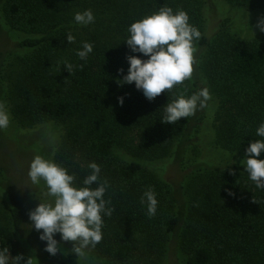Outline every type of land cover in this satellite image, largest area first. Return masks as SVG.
<instances>
[{
	"label": "trees",
	"instance_id": "trees-1",
	"mask_svg": "<svg viewBox=\"0 0 264 264\" xmlns=\"http://www.w3.org/2000/svg\"><path fill=\"white\" fill-rule=\"evenodd\" d=\"M87 1L93 0H0V13H3L10 27L33 34L18 42V48L29 54L18 88L16 111L30 123L51 121L60 124L67 122L77 111L86 114L91 109L94 110L107 96L111 100H114L115 96L123 97L122 105L119 103L112 107L115 108L113 115H121V127L131 124V128L139 131L140 143L133 152L135 158L115 155L117 132L111 128L112 122L98 124L97 122L106 120L98 117L95 120L97 122L89 124V129L82 138L72 141L71 149L81 152L90 162L95 161L100 166V177L104 176L101 181L106 180L107 187L112 192H109L111 196H107V199L113 200V205L118 208L112 210L110 216L102 214L104 234L102 240L96 244L95 250L103 258V264H149L139 260V246L133 242L128 231H142L152 251L161 256L170 235L182 226L185 213L176 208L177 200L172 189L167 184L153 180L145 159H163L175 139L190 124L192 116L182 117L175 123L163 122L161 119L163 106L168 100L170 102L178 95H192V87L195 85L188 79L190 81H183L169 92L165 89L149 100L142 90L135 87L134 82L121 83L129 66L127 56L140 55L144 58L140 53H133L123 41L128 35L127 30L121 34L120 41L116 40L114 46H94L90 42L93 45L92 53L86 60H81L75 55L70 71L63 72L66 75L65 80H59L58 76L56 78L60 82H55L56 79L53 78L44 85L41 81L42 71L47 68L50 70L51 64L57 62L56 55L70 23L69 20L65 21L64 14L68 11L70 15L73 7L80 3L87 5ZM94 1L91 3L101 7L103 12L110 10L113 22L119 27L125 22L130 25L134 20L150 11L155 12L162 6H169L174 11L179 7L185 11L189 22L195 27L198 26L197 29L201 33L200 39L194 41L195 51L199 47L209 49L204 62V72L212 92L222 106L216 117L218 144L226 149L245 153L251 141L262 139L256 136V128L264 121V38L242 39L224 35L221 33L224 28H220L221 34L208 41L203 34L205 0H201L200 8L197 5L198 0H153L154 7L150 10L145 6L148 5V0ZM138 1L143 3L135 4ZM239 1L232 0L234 4H245L244 1ZM207 10H210L208 6ZM114 23L108 25L106 33ZM121 68L123 72L119 71ZM82 117L86 118L85 115ZM261 156L264 157V153H261ZM199 161L196 160L197 163ZM225 166V169L218 166L197 169L198 171L193 173L206 174L207 181L214 178V185L221 180L234 185L235 182L245 185L240 192H237L234 185L227 192L229 201L238 207L235 215L239 214V223L242 225L245 221V231L239 234L240 239H244L260 228L256 218L260 219L261 216L257 211L264 210V188H257L249 179L244 165L232 163ZM78 186H82V183ZM149 187L155 191L158 200L157 212L151 217L146 213V204L141 203V196ZM8 200L13 229L21 236L25 231L24 226L29 219L30 210L22 201L14 202L10 198ZM253 206L257 211L253 210ZM194 209L195 207L192 208V213ZM228 211L229 209L222 210L216 206L211 210L208 222H204L199 228L193 226V229L188 231L187 239L184 237L181 244L187 254L186 264L223 263V238L215 239L213 234L219 231L220 226L223 228L226 224V218L230 217ZM111 220H118V223L127 225V234H109ZM233 228L236 229L235 226ZM3 248L10 250V242L0 233V249ZM46 255L52 264H76L64 257L61 251H57L55 255L46 251ZM242 257V252L226 256L230 264H247ZM152 262L159 264L156 259Z\"/></svg>",
	"mask_w": 264,
	"mask_h": 264
},
{
	"label": "rangeland",
	"instance_id": "rangeland-1",
	"mask_svg": "<svg viewBox=\"0 0 264 264\" xmlns=\"http://www.w3.org/2000/svg\"><path fill=\"white\" fill-rule=\"evenodd\" d=\"M243 1L245 4H234L232 0H205L203 34L206 35L208 41L216 39L221 33L242 39L264 38V32L256 27L258 19L264 16V0H240L239 2ZM91 2L95 1H87L88 6L86 3H80L72 8L70 15H68V11L64 14L65 21L69 20L70 23L62 37L63 41L56 55L57 62L51 64L50 70L47 68L42 71L41 81L44 85H47L53 78L56 79L55 82L66 79L63 72H66L67 68L64 65H72L73 58L77 50L82 47L83 42H92L94 46L99 44L102 47L114 46L121 34L126 33L129 22H125V26H116L110 10L103 12L101 7L93 5ZM142 3L138 1L135 4L141 5ZM197 5L200 8L201 0H198ZM145 6L147 10H150L154 7V1L148 0V5L145 4ZM85 9L92 10L95 21L87 26H81L75 23L74 13L83 12ZM175 10L182 9L177 7ZM150 13L152 12L150 11L148 14ZM111 23L114 25L110 26L111 30L106 33L105 30ZM220 28H224L221 33ZM67 34H71L75 38L73 43L70 44ZM32 35L12 29L3 13H0V102L5 104L10 113L9 127L0 130V233L10 242V264H14L16 257H20L19 264H26L27 261H30L31 264H52L46 255V242L40 240V233L34 226H31L32 221L28 219L24 226L25 231L20 236L13 229L10 214L9 198L14 202L22 201L29 210L34 209L40 203L38 197L47 199L44 197L46 188L43 181L40 185H33L28 176L30 162L36 155L52 159L66 168L70 174L74 175V182L78 186L91 171L88 168L90 161L81 152L72 151L71 143L75 138H82L88 131L89 124L97 120V117L106 119L104 122L95 121L100 125L112 122L111 128L117 132L114 147L117 157L128 155L135 158L133 156L134 148L140 143L139 131L136 128H131V124L121 127V115H113L115 108L112 107L119 104L118 96H115L114 100L107 96L102 104L94 110L91 109L86 114L77 111L67 122L60 124L51 121L30 123L18 114L16 111L18 88L21 85L22 73L29 54L18 48V42ZM208 51V47H199L195 51L193 73L190 79L192 83L194 82L192 85H195L192 87V94L204 87L209 90L210 99L207 101L206 107H198L195 114L192 115L190 124L175 139L163 159L160 161L145 159L147 170L153 180L167 184L172 189L177 200L176 208L185 213L182 226L177 232L170 235L165 243V248H163L165 250L161 251V256L152 251L153 249L147 243L142 231L137 230L135 233L128 231L133 242L139 246V260L145 263L154 264L152 261L156 259L159 264H186L187 254L181 246L184 237L186 240L188 231L193 226L199 228L204 222H208L211 218V210L219 206L222 210L229 209L228 213H230L223 228L220 226L219 231L213 234L215 239L223 238L224 241L222 250L225 257L222 259L223 263L219 264H230L226 256L228 254L236 255L239 252H242V258L246 260L247 264H264V210L257 211L253 206V210L261 215L260 219L256 218L260 228L246 238L240 239L239 234L246 228L245 221L242 225L239 223L240 216L239 214L235 215L238 212V207L229 201L227 195L229 188L234 183L221 180L220 183L214 185L212 183L215 181L214 178L207 181L206 174L193 173L197 169H210L214 166L225 169V165L232 163L244 165L245 157L244 152L226 149L218 144L216 117L218 111L220 112L221 102L212 92L204 72V62ZM58 76H60L59 80L56 78ZM38 84L40 83L38 82ZM83 115L86 118L82 117ZM97 128L101 130L100 126ZM260 158L264 157L260 156ZM196 160L200 161L197 163ZM195 162L196 165H194ZM188 175L190 176L186 179L185 177ZM244 186V184L235 182L234 188L240 192ZM92 187H96V185L94 184ZM109 192L111 190L107 187L104 198L110 202L107 207L111 208L113 200L107 199V196H111ZM229 202L230 204H228ZM231 205L232 208H230ZM113 206L112 210L118 209L115 205ZM193 207L195 209L192 213ZM224 213L226 215V212ZM127 230V225L118 223V220H111L109 234H127ZM55 238L58 240V251H61L64 257L71 259L76 264L104 263L95 247L87 249L84 257H78L73 251L75 242L61 240L59 233L55 235Z\"/></svg>",
	"mask_w": 264,
	"mask_h": 264
},
{
	"label": "clouds",
	"instance_id": "clouds-1",
	"mask_svg": "<svg viewBox=\"0 0 264 264\" xmlns=\"http://www.w3.org/2000/svg\"><path fill=\"white\" fill-rule=\"evenodd\" d=\"M74 21L87 26L94 23L95 16L91 9H85L74 13ZM256 27L264 32V16L258 19ZM127 33L123 41L133 53H140L144 58L140 55L127 56L129 66L121 83L134 82L135 87L152 100L165 89L169 92L174 86L192 78L194 41L200 39L201 33L189 22L185 11L162 6L130 23ZM67 39L71 44L75 38L67 34ZM92 51L93 45L83 42L76 55L86 60ZM64 66L70 71L71 65ZM119 71L124 70L121 68ZM209 99L210 93L206 87L190 96H175L163 106L161 120L175 123L182 117L188 118L195 114L198 107H206ZM118 102L122 105L123 97H118ZM9 124L10 113L0 102V130L7 129ZM256 136L262 139L249 143L243 164L249 179L257 188H264V158H260L264 153V121L256 128ZM88 168L91 171L84 177L82 186H77L74 175L54 160L36 155L30 162L28 176L31 183L40 185L43 181L46 188L44 197L47 199L38 197L40 203L28 215L31 226L40 233L39 238L46 242L45 250L51 255L58 251L57 233L61 240L75 242L73 251L78 257H84L86 250L95 247L103 238L102 214H112V209L107 207L110 202L104 198L107 181L101 182V168L95 161L89 162ZM94 184L96 187H92ZM141 203L146 204L149 217L156 214L158 200L151 187L143 192ZM9 257L8 248L0 249V264H10ZM19 261L20 257H16L14 264H19ZM26 264L31 262L27 261Z\"/></svg>",
	"mask_w": 264,
	"mask_h": 264
}]
</instances>
